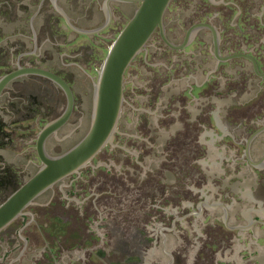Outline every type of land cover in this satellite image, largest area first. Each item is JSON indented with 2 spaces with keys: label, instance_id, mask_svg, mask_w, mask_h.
<instances>
[{
  "label": "flooded vegetation",
  "instance_id": "flooded-vegetation-1",
  "mask_svg": "<svg viewBox=\"0 0 264 264\" xmlns=\"http://www.w3.org/2000/svg\"><path fill=\"white\" fill-rule=\"evenodd\" d=\"M11 3L23 7L25 13H31L38 4L33 13L35 17L47 10V0H11ZM107 4L114 5L113 11L109 9L110 14L118 13L119 18L109 15L110 25L98 34L83 35L74 31L60 14L47 17L31 40L38 42L53 31L63 39L60 31L67 28L76 36L90 38L91 45L99 50L98 56L91 53L90 60L107 54V44L131 17L127 7L139 2L109 0ZM170 12L171 24L167 25ZM181 21L183 24L179 26ZM165 28L173 44L188 41V45L182 50L173 49L156 31L148 47L127 70L121 129L113 142L79 173L51 188V196L46 197L49 191L43 194L38 199L47 200L43 210L34 209L38 203L32 205L27 214L3 233L14 236L22 232L30 242L48 245L74 244L88 250L90 260L103 264H149L145 256L154 251L168 254H165L166 260L157 256L152 264H226L219 253L223 255L230 247L233 251V245L242 249L239 247L241 233H253V244H258L256 233L264 235V0H173L166 14ZM168 31L176 40L170 38ZM157 37L166 50H157V44L152 42ZM23 48L24 45H18L9 57L10 68L0 61V78L19 67L34 66L48 69L67 81L74 92L75 107L58 134L77 112L74 88L51 67L39 61L26 63V59L35 55L22 52ZM15 55L18 61L11 65ZM40 58L46 60L47 56L40 55ZM156 58L171 63V67L162 70L163 66H154L150 61ZM93 62L88 63L87 70H96L98 74L97 58ZM210 62L212 66L208 67ZM145 67L149 69L145 85H139L135 77L127 80L130 70L138 75ZM177 75L184 76L186 84L179 91H173ZM223 78H227L226 83ZM223 87L234 92L237 100L228 106L224 118L228 128L219 118V110L214 112L217 109L214 100L223 96ZM251 89H256L258 95L241 102L238 97ZM261 92L262 97L256 99ZM63 100L67 106L66 95L60 87L37 75L18 77L3 90L0 188L19 187L39 169L37 135L63 114L66 106L58 109ZM31 121L34 125H26ZM177 122H180L178 127ZM35 130L38 134L32 138ZM57 134L47 140L46 148ZM209 134L210 144L225 140L228 134L234 146L230 167L235 171L241 169L237 180L242 181L246 176L253 185L251 191L241 193L234 186L227 191L229 185L224 186L221 179L209 180L203 172L208 168ZM256 140H263V146L259 147L260 157L254 161L251 155L255 153ZM19 151L30 158L27 170L19 166L22 158L9 157ZM224 155L221 153V157ZM98 171L102 173L99 177ZM171 171L178 173L174 181H171ZM185 174L188 179L184 178ZM233 192L235 197L230 201L233 205L228 206L225 198L232 197ZM242 199L254 207L240 214L238 203ZM231 214L244 219L243 225L230 224ZM27 218L30 222L23 223ZM41 218L47 222L37 221ZM18 224L21 226L17 227Z\"/></svg>",
  "mask_w": 264,
  "mask_h": 264
},
{
  "label": "rangeland",
  "instance_id": "rangeland-1",
  "mask_svg": "<svg viewBox=\"0 0 264 264\" xmlns=\"http://www.w3.org/2000/svg\"><path fill=\"white\" fill-rule=\"evenodd\" d=\"M108 1L109 0H47V10L42 11V13L38 14L35 17L33 13L37 11L38 4H35V6L32 8L31 13L26 12L27 16H25L26 13L23 7L13 6L11 0H0V61L9 65L8 60L9 57L11 59V55H14V50L18 47V45L21 44L22 47L24 45L22 52L23 50H25L26 53L28 52L30 53V55H35L29 59H26V63H30V61H39L40 63L51 67L53 70L58 71L70 81L76 93L77 112L75 113L74 118L68 124V126L62 129L57 134V136L50 140V142L47 144L46 149L52 155H60L62 152L69 149L78 140H80L89 129L93 108L94 84L97 80L98 74L96 73V70L88 71L87 65L89 62H93L97 58L98 62L96 63L98 65L96 67L97 69H99L100 65L103 62V59L106 56V53L99 54V57H94L90 60L89 57L92 56L91 53L98 56L99 50L91 45L90 38L82 35L76 36V33L74 31L67 28H63V32L60 31V33L64 35L63 39L59 37L58 33H54V31L53 33L48 34L46 37L40 39V41L38 42L32 41L31 38L34 37V34L40 32L41 27L46 21V18H51L50 15L59 16L60 14H65L68 17L70 23L75 28L86 31L97 30L101 28L102 25L104 26L106 24V19L109 15L113 16L116 19L119 18L118 13L110 14L109 9L112 10V7L114 5L107 4ZM138 6L139 4L131 6L129 5L127 7L128 16H132ZM170 19L171 12L168 14V19L166 20L167 25L171 24ZM127 21L128 20H126L125 23ZM182 24L183 23L181 21V24L179 26H182ZM168 33L172 40H176V38L171 35V32L168 31ZM152 42L157 44L158 51L166 50V47H164L160 43L158 37ZM111 43L112 42H109L107 44V47H109ZM27 46L28 48H25ZM40 55H46L47 59L41 60ZM17 57L18 55H15V58L11 60V65H15L17 63ZM150 63L154 66H159V68L163 66L162 70L171 67V63H166L164 60L157 58L155 60L151 59ZM207 66H212V63H207ZM148 73L149 69H147L146 67L138 75L132 74V71L130 70V77H128L127 80L131 81L135 77L136 82L139 85H145L148 81ZM226 79L227 78H223L224 83H226ZM39 83L40 82H38V85H40ZM185 84V77L177 75L175 77V87L173 91H179ZM223 88V96L217 97V99L214 100L215 102H217V109H215L214 112L219 110L218 116L221 120L224 121V127L228 128V126L225 124L226 121L224 118L226 116L228 106H232L235 102H237V100L234 99V92L225 90V87ZM52 89L54 90L53 87ZM129 89H131V87H129ZM171 92L172 91H170L169 93ZM145 93L143 94L144 97H146ZM256 95H258L257 90L251 89L250 91L243 92L241 96L238 97V99L241 102H244ZM261 95L262 92L258 97H256V99L261 98ZM163 99L166 98L163 97ZM256 102L257 101L251 102V104H255ZM65 106L66 100H63L61 103H59L58 109L62 110L65 108ZM28 124L34 125V122L31 121L30 123H26V125ZM178 126H180V122H177V127ZM120 129L121 123L118 125V130ZM37 134L38 130L32 132V138L36 137ZM216 135L219 136L220 134ZM227 135L228 134L225 135V140H223L222 138L220 140H215L214 144H210L212 137L209 134L207 138L208 145L206 155L208 168L204 169L203 172L208 174L209 180H212L213 178L221 179L223 182H225L223 184L224 186L225 184L229 185L227 191H229L232 186H234L235 189L237 191H240L241 193L244 191H251L253 185L248 181V179H246V176L243 177L242 175V177L244 178L242 181H240L239 179L237 180V175L240 176L242 174V172H240L241 169L235 171L230 167L232 164L229 163V161L232 160L234 146L232 145L231 139L228 138ZM262 141L263 140H256V142H254L255 153L251 155V159L254 161L258 160L261 155L259 147L263 146ZM22 151L24 152L25 150H21V152ZM240 152H242V148L240 149ZM221 153L225 154L224 156H222L223 158L221 157ZM9 157L11 159L22 158L23 162L19 164V166L21 169L27 170V168L25 167H27V163L30 158H25V155L20 153V151L12 153ZM225 157L227 158L226 160L224 159ZM99 174H102L101 171L97 172L98 177ZM29 177L30 176H27L26 179H28ZM177 178L178 173H176V171H171V181H174ZM184 178L188 179L189 177L187 174H185ZM17 188L18 187L0 188V204H2ZM62 191L66 190L62 189ZM51 194H53V192L49 191L48 193H46V197L48 195L51 196ZM57 194L59 193L57 192ZM231 196L232 197L225 198V203L228 206L233 205V203L230 201L235 197L234 192ZM254 199L257 200L256 198ZM43 201L44 199L42 198L35 202V204H38L34 209L43 210L44 204L47 203V200H45V202ZM238 204L240 214H243V211H250V209L254 207V205H250V202L244 199H242V201ZM52 208H55V206L51 207V209ZM24 220H22L23 223L30 222L29 218ZM243 220L244 219H242L241 217L237 218L236 214H231L229 222L230 224L232 222H238L239 225L237 226H242ZM37 221L47 222L42 218ZM20 226L21 224L17 225V227ZM256 234L259 237L255 241L256 243L258 242L257 245L253 244V233H241L242 238L240 241L242 242L239 247L243 248L238 249L236 245H233V251L231 250V247L227 248L223 251V255L219 253V257L226 264H264V235L262 233L259 234L258 232ZM22 235L25 236L23 233ZM149 253L150 254L148 256H145L146 262L149 264H152L154 260H157V256H160L161 260H166L165 254H168L165 251H154Z\"/></svg>",
  "mask_w": 264,
  "mask_h": 264
},
{
  "label": "water",
  "instance_id": "water-1",
  "mask_svg": "<svg viewBox=\"0 0 264 264\" xmlns=\"http://www.w3.org/2000/svg\"><path fill=\"white\" fill-rule=\"evenodd\" d=\"M139 2L125 26L113 38L107 54L98 69L94 84L92 116L85 135L69 150L60 155H50L46 151L47 140L56 135L69 121L74 107V92L63 78L56 73L34 66L19 67L0 78V96L9 83L25 75L45 77L60 87L67 98L65 111L57 119L49 122L37 135V153L41 166L2 204H0V234L23 215L47 191L73 174L87 167L93 159L113 142L118 131L124 105L126 73L134 60L148 47L156 31L163 41L173 49L182 50L188 41L173 44L167 37L165 18L173 0H126ZM74 31L83 35L98 34L111 23L97 30L86 31L75 28L68 17L63 15Z\"/></svg>",
  "mask_w": 264,
  "mask_h": 264
},
{
  "label": "crops",
  "instance_id": "crops-1",
  "mask_svg": "<svg viewBox=\"0 0 264 264\" xmlns=\"http://www.w3.org/2000/svg\"><path fill=\"white\" fill-rule=\"evenodd\" d=\"M87 251L74 244L30 242L22 232L14 236L0 234V264H103L90 260Z\"/></svg>",
  "mask_w": 264,
  "mask_h": 264
}]
</instances>
